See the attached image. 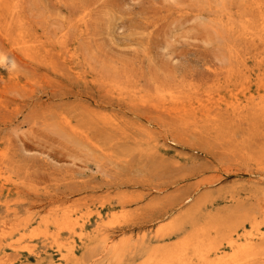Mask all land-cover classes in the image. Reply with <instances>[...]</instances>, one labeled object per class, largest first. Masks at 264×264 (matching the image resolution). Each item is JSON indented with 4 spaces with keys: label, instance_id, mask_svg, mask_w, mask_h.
I'll return each mask as SVG.
<instances>
[{
    "label": "rangeland",
    "instance_id": "1",
    "mask_svg": "<svg viewBox=\"0 0 264 264\" xmlns=\"http://www.w3.org/2000/svg\"><path fill=\"white\" fill-rule=\"evenodd\" d=\"M244 1L0 0V264H99L102 236L156 240L182 218L183 236L264 229V0ZM186 93L210 113L155 108ZM65 214L85 226L59 233Z\"/></svg>",
    "mask_w": 264,
    "mask_h": 264
},
{
    "label": "bare ground",
    "instance_id": "2",
    "mask_svg": "<svg viewBox=\"0 0 264 264\" xmlns=\"http://www.w3.org/2000/svg\"><path fill=\"white\" fill-rule=\"evenodd\" d=\"M16 3H18V2H16ZM17 8H18V6H16V8L13 9V11H11L9 13L10 17H14L15 14H17V11H16ZM224 9H226V8L224 7ZM234 21H236V20H234ZM261 21H262L261 25H260L261 26V29H260V31H261L260 37L261 38H259V40L262 42V45L264 46V38H263V36H264V14L261 15ZM236 22H238V21H236ZM222 30H223V28L220 29V31H222ZM225 35H223V36H225ZM7 36H8V34L6 32L1 31L0 38L3 39V38H6ZM223 36H221V37H223ZM245 36L252 38L251 42L254 43V39H255L254 34L245 33ZM226 38H230V37L227 36ZM245 39L247 40V42H249V40H250L247 38H245ZM233 40L234 39H232V42H233ZM224 41L225 40H223V42ZM226 41L228 42L227 39H226ZM236 41L234 40V42H235L234 44L238 43V42L236 43ZM23 45L25 47H27L26 42H23ZM260 47H261V45H260ZM248 48H250V47L248 46ZM28 49L26 52L30 51V49L29 50ZM227 52H228V50H227ZM66 54L68 55V52ZM4 58H5L4 52L0 51V59L3 60ZM255 60H257V62H256L257 64H259V65L263 64L264 63V52L258 53L255 56ZM230 65H232V64H230ZM235 68H236V66L234 67V69ZM221 74L224 75V74H226V72L225 73L223 72ZM220 76H222V75H220ZM248 84H249L248 81H245L241 84V87H242L241 89L243 90V95L245 97L247 96V94L244 92H245V90H247L246 86ZM173 86H172V89H174ZM180 86L182 88L183 85L181 84ZM187 86L188 85H186V88H187ZM164 87H166V86H164ZM169 87H168V89H169ZM260 87L264 88V85H260ZM190 88L192 89V87H190ZM176 89H178V88H176ZM184 91H187V90H184ZM178 94L181 95L184 93L182 92V93H178ZM189 94L190 93H186L185 97L177 96L174 94H170L168 96L167 95H157V99L154 102V103H156L155 108H158V110L159 109L163 110L165 113H168L170 115H175V116H178V115L179 116H185L190 110H197L199 112L203 111V113H204V111H206V112H208L207 114L210 113V107L213 105V100H214L212 97L206 96V95L204 97H199V94H197V93H193L190 95ZM201 94H202V92H201ZM120 95H122V94L120 93ZM134 96L135 95L133 94L132 97L134 98ZM250 100L252 103H254V105H256V106L259 105V108L264 109L263 102L256 103V100L253 97H251ZM237 101L239 102V100H237ZM237 101H235L236 103L232 102L231 107H230L231 110H233L234 112L241 111V109L244 110V107H241L242 105L239 104ZM152 102L149 101V103H152ZM209 103H210V107H209ZM145 104H147V103H145ZM148 105L150 106L151 104H148ZM219 109H216V111ZM156 110L157 109H155V111ZM160 113L163 114L162 112H160ZM107 122H108V124H112L110 119H107ZM65 124L72 131L71 132L72 133L71 139H73V136H74L76 139L75 140L76 144H78L79 146L84 145V143H86V142L84 141L85 137L82 135L83 133L77 132L76 128L74 126H72L69 121L65 120ZM83 141H84V143H82ZM87 144L88 143H86L85 147L87 146ZM89 145H91V144H89ZM4 181H6V180H4L0 174V189L4 188V185H5ZM262 208H263V213L261 215H262V218H264V206ZM259 217L248 218V220H249L248 222H250V224H252L253 230L250 231L249 233H247L246 235L242 236V237H241L239 231L237 230L238 224L234 225L233 227L230 226L229 231L223 232V234L221 232H216L215 234H218V233L221 234V235H217L216 237H211V238L208 237L209 234H211L212 232H215V231H213L215 228H212L209 230L205 229L203 231V233L201 234V236H198L196 234H193V235L189 234L188 236H183V235H181L182 234L181 231L184 228V226H183L184 218H182L181 220H174L170 224H167V225L160 227L157 231V234H156V237H157L156 240H153V238L152 239L150 238L151 240L146 239V238H148V236L144 235L145 240H141L135 244L132 243L134 239H130V238H129V240H127V241L125 240L123 242H121V240H123L121 238L120 239L121 243H116V241H115L117 238L116 236H114V237H116L115 239H114V237L109 236V235L102 236L104 233L101 234L102 233L101 232L99 234V236L100 235L102 236V252L99 253L97 260L99 261L98 262L99 264H129L130 260L133 261V263H131V264H264V229L260 228L261 222H259V219H261V218H259ZM73 218H74L73 214H65L63 216V218L56 220L52 224L59 227V229H58L59 233L64 231V230H67L70 232L72 230L75 231L74 226H76V224L81 225L83 223L81 225V227L85 226L84 221L81 222V221H78L76 219H75L76 221H74ZM165 219H166V217H165ZM160 221H161V218H160ZM262 221L264 223V220H262ZM74 223H76V224H74ZM21 224H24V223H21ZM106 225H109V224L107 223ZM111 225L112 224H110V227H111ZM26 226H27V224L25 223L24 227H22V228H25ZM20 227H21L20 224L17 227H11L10 231L6 230V232L1 233V237H3V238L8 237L14 231L21 230L22 228H20ZM110 227H106L105 230L106 231L110 230V229H108ZM215 230H217V229H215ZM48 232H49V226H46V228H44V229H38L35 232L34 236L37 238H40L42 236L47 237ZM80 235H82L81 239L86 237V234H80ZM168 238H171V239H168ZM53 239H55L54 241L57 242V239L54 236H53ZM167 241H169V242H167ZM12 243H13V241H12ZM57 248L59 251H62V249H64V247L60 246V245H57ZM28 249L29 248H27L26 250L28 251ZM30 252H32V250H30ZM14 254H16V253H14ZM63 256L66 257L65 255H63ZM7 258H8V256H7ZM11 259H13V258H11Z\"/></svg>",
    "mask_w": 264,
    "mask_h": 264
}]
</instances>
